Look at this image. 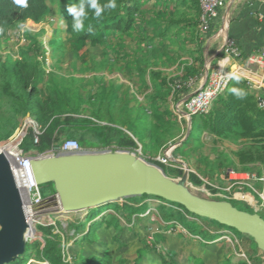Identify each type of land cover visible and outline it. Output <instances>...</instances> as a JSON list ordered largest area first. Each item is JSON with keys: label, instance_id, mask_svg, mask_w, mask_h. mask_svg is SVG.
I'll return each mask as SVG.
<instances>
[{"label": "rangeland", "instance_id": "obj_1", "mask_svg": "<svg viewBox=\"0 0 264 264\" xmlns=\"http://www.w3.org/2000/svg\"><path fill=\"white\" fill-rule=\"evenodd\" d=\"M153 2L154 0H147L145 7L151 6ZM167 7H169L171 13L177 12L176 8ZM51 8L52 11L43 20L28 19L22 21L16 28L10 29L4 35L2 46L0 47L1 61L3 59L6 60L8 57L12 59L21 58L23 45L34 46V39L41 40L42 45L45 47L46 56L44 81L40 84L42 98H45L47 94L53 91L51 78L55 77L64 89L70 91L73 101L80 105L79 114L66 112L64 113L65 115L73 114L74 117L93 118L97 121V124L114 126L123 131L121 133L120 131L106 130V135L101 136L94 129L83 130L73 127L72 136L67 140H76L81 147L90 151L130 150L144 160L155 164V161H163L164 159L166 164L165 173L174 179L184 180L186 186L194 193L209 199L229 201L240 209L257 212L264 217V202L260 195L247 185L231 187L232 180L229 176V172L233 169L264 176V164L261 161L249 162L245 164L248 166L247 168L238 169L234 164L228 166L226 162L227 155H230L238 165H241L240 158L236 152L241 147L249 145L250 140L244 139L242 142H235L204 132L202 133L201 141L196 143L195 154L190 146H184L180 149L178 143L183 140L185 132L183 126H185L186 122L184 118H179L176 110H171L172 114L169 115L172 125L169 126L164 123V127H153L154 137H150L148 133L141 130L139 132V138L141 139L138 140L129 129V125L132 122L137 121L142 126V129H144V125L154 126L157 125L155 123H158L154 115L151 114L148 123L145 124L147 116L144 114L140 103L144 101L143 93H138L139 99L136 101L131 98L132 94L130 95L135 89L130 88V93L125 90V87L128 88V86L131 87L133 85L135 77L128 68L123 66L127 60H132L134 55H139L140 51L136 50L140 47L139 36L141 35L134 30L129 35L112 36L105 43L94 45L90 40L74 37L69 31L66 21L65 24H61L62 18L59 15L60 4L51 3ZM158 9L162 10L163 8L158 7ZM150 13L147 11L146 16H150ZM198 29L200 32V27ZM167 45L168 47L161 48L162 50L159 49L158 52H166L167 50L168 55L172 53L174 55V52H170V50H175L181 56L189 55L186 53L187 47L181 49L182 46H178L174 42H168ZM131 51H133L130 55L131 57L127 56L126 54ZM156 51L154 49L152 54L156 55ZM224 56L225 53L220 56V59ZM36 59L43 60L42 56H32V60ZM161 62L160 59L155 58L152 64L153 66H158V63ZM214 67L212 66V70ZM249 69L251 70L247 72L248 75L246 74L245 78L247 80L249 78L250 82L248 83L251 90L264 91V80L261 78L263 69L259 66L249 67ZM177 70L182 72L183 65H179ZM166 71L168 74L172 72ZM120 84H125L126 86L118 90L117 98L114 99L112 98L113 90ZM104 89L106 93L103 92ZM99 107L103 111L102 119L93 115V112ZM6 108L8 110L9 106ZM2 115L4 116L2 120L7 126L10 115L5 112ZM29 119L36 121L29 114H17V126L8 137L0 136V148L4 147L8 151H13L20 158H41L48 155H57L59 152L52 148L46 151H40L36 147L30 150L23 149L22 143L25 135H22L21 131L25 127L24 131L27 134L31 126L28 123ZM177 122L178 124L175 125L174 123ZM1 126L2 123H0ZM192 132L194 138L198 136L201 132L199 123L195 122ZM123 134L132 136L137 141V147H120L118 142ZM11 159L13 166H17L19 162L14 156H11ZM191 172H195L201 181L194 182L190 178ZM185 174L187 175L186 178L184 177ZM255 186L260 190L263 187L262 181H256ZM39 188L42 193V200L39 203L29 204L28 200L24 203L30 219L28 240H39L40 246L38 249L41 250L47 245L46 239L48 237L55 238L56 235L60 236L63 246V258L68 264H74L72 254L74 251H77L79 256L111 253L113 257L112 264H135L137 249L141 246V241L133 233L134 230H139L141 237L151 234L152 230H161L167 235L168 240L161 244L159 252L164 253L163 247L174 246L183 253L181 259L184 260L185 264H195L194 258L192 259L194 255L203 257L205 259L203 264H227L229 260L230 263L228 264H241L242 261H246V264H253L250 256L256 253L252 251L250 244L241 241L234 230L218 226L208 220L206 222V219H199L185 213L186 217L197 220L204 229L217 233L215 239L208 240L210 243L203 244V241L207 239L203 238L202 235L189 231L181 220H164L162 218L163 210H161L160 205H173L158 196L149 195L143 197L137 195V197L130 196L115 200L134 202L136 197L138 204L147 201L146 207L129 218L127 215L117 212L112 206L105 204L94 208L65 211L57 196L51 197L56 194L53 182L41 184ZM30 196L34 200L33 194ZM92 209L94 216H96L95 220L106 212L116 214L120 218L121 224L124 225L120 241L113 240L114 227L104 225L95 228L94 243H88L87 241H83L81 244L75 243V240L82 237L88 228L87 226L92 223L89 220V213ZM180 209L183 210L182 207ZM148 218L152 223L148 221ZM81 222H86L87 226L83 230H77L76 226ZM219 239L221 243H218L219 241L215 242ZM261 252L264 257V252L260 249ZM31 254L29 260L34 264H49L47 260H39L36 257L37 248ZM24 256H26V253ZM141 264H161L159 253L149 254L143 259Z\"/></svg>", "mask_w": 264, "mask_h": 264}, {"label": "trees", "instance_id": "obj_2", "mask_svg": "<svg viewBox=\"0 0 264 264\" xmlns=\"http://www.w3.org/2000/svg\"><path fill=\"white\" fill-rule=\"evenodd\" d=\"M74 2L76 0H28V7L20 8L13 3V0H0V47L2 46L4 35L10 29L16 28L22 21L28 19L43 20L52 11L51 3L60 4L59 15L67 22L68 29L74 37L90 40L94 45L103 44L112 36L129 35L135 30L141 35L139 36L140 47L136 50L140 51V53L139 55H134L132 60H127L123 67L128 68L136 76V79L131 87L128 86L127 88L125 84H120L114 88L112 98H117V92L122 87L126 88V92L134 87V92L130 93L129 91V93L130 95L132 94L131 98L136 101L139 99L138 93H143L144 101L140 103L144 114L147 116L145 124L148 123L151 114L154 115L158 123H155L157 125L154 126L144 125V129H142V126L137 121L132 122L129 125V129L138 140L141 139L139 138L141 130L148 133L150 137H154L153 127L163 126L164 123L169 126L172 125L169 117L172 114L169 108L170 95L172 99L177 101L189 91L193 93L196 81L202 77L205 70V56L200 39L201 31L199 32L198 29L202 14L199 0H154L153 4L148 7H145L147 0H118L120 7L116 11L108 13L102 20L92 19L90 13V19L85 22V31L82 33L73 32L71 26L72 18L67 12L68 5ZM100 2L103 4L106 0H100ZM167 6L176 8L177 12L171 13ZM158 7L163 9H158ZM147 11L151 12L150 16H146ZM168 42L177 43L178 46H182L181 49L187 47L186 53L189 54L191 59L182 60V56L177 54L175 50H170V52H174V55L173 53L168 55L167 50L166 52H158L159 49L168 47ZM34 43V46L23 45L21 58L12 59L8 57L6 60L3 59V61L0 58V103H2L0 104V123H2L0 136L8 137L14 132L17 126L16 116L19 113L33 116L40 125L41 130V133L36 134L33 128L29 127L22 143L24 150L36 147L40 151H46L51 148L59 151L66 140L72 136L73 127L83 130L94 129L101 136L106 135V130L120 131L122 133L123 131L117 129V127L97 124V121L93 118L74 117L73 114L65 115L64 113L66 112L79 114L80 105L73 101L70 91L64 89L55 77L51 78L53 91L47 94L45 98H42L40 84L44 81L45 74V47L42 45L41 40L34 39ZM192 44L194 45L193 47H191ZM154 49L157 50L156 55L152 54ZM131 53L133 51L126 55L131 57ZM32 56H42L43 60H32ZM155 58L162 61L158 63V66H153L152 64ZM177 62L183 65V70L174 76H169L160 67L167 63L174 64ZM123 67L121 66V68ZM238 76L241 77L240 83L236 84L231 79L226 89L215 97L207 112H199L191 116V133L178 145L180 149L184 146H190L195 154L196 143L201 141L202 133L206 132L221 139L235 142H242L244 139L250 140L249 145L241 147L236 152L240 158L241 165H238L230 155H227L226 162L228 166L234 164L236 168L244 169L248 167L245 164L249 162L261 161L264 164V105H262L264 102V91L251 90L248 80L242 75ZM191 79L194 80V84L189 86L188 82ZM233 86L244 88L247 91V95L243 99H237L228 91ZM103 92L106 93V90L104 89ZM7 106H9L8 110ZM4 112L10 115L7 126L2 120ZM93 115L102 119V108L99 107L95 110ZM184 119L187 127L188 118ZM195 122L199 123L201 132L194 138L192 130ZM174 124L176 125L178 122ZM163 131L165 130L163 129ZM37 137L38 140H36ZM118 145L123 148H135L137 147V141L132 136L123 134ZM155 162L163 169L166 168L164 162L160 160ZM190 178L194 182L201 181L195 172L190 173ZM141 196L146 197L149 195L144 194ZM136 197L135 199L133 198L134 202L129 200L125 202L113 201L105 203V205L112 206L117 212L130 218L131 215L139 213L147 206V201L138 204ZM164 200L173 205H160L161 210H163L162 218L164 220H181L189 231L202 235L203 238L207 239L203 241V244L210 243L208 240L215 239L217 233L204 229L197 220L186 217L185 213L199 219H206V222L209 221L218 226L232 229L239 235L241 241L250 244L252 251L256 253L250 256L253 264H264L263 253H260L259 246L249 234L221 224L216 220L196 215L179 203ZM175 205L176 207H174ZM95 217L92 209L89 213V220L92 223L87 226L86 222H81L76 226L77 230H83L86 226L88 227L82 237L75 240L76 244H81L83 241L94 243L95 228L104 225L107 227L113 226V240L120 241L124 225L121 224L120 218L116 214L106 212L96 220ZM148 221L150 222L151 220L148 218ZM133 233L141 241V246L137 249L135 264H141L143 259L151 253H159L162 264H185V262H181L178 259V252L173 247H163L164 253L159 252L161 244L168 240L167 235L161 230H152L151 234H147L144 237H141L139 230H134ZM46 240L47 245L41 250L38 249L40 246L39 240H28L26 256L8 264H34L29 259L32 255L31 252L36 248V257L39 260H47L49 264H68L63 258V246L60 236L56 235L55 238L48 237ZM72 254L74 264H112L113 260L111 253L79 256L78 252L74 251ZM228 263H230V260ZM195 264H203V261L197 258ZM241 264H246V261H242Z\"/></svg>", "mask_w": 264, "mask_h": 264}, {"label": "water", "instance_id": "obj_3", "mask_svg": "<svg viewBox=\"0 0 264 264\" xmlns=\"http://www.w3.org/2000/svg\"><path fill=\"white\" fill-rule=\"evenodd\" d=\"M190 133L191 126L184 139ZM30 162L39 185L54 183L56 194L51 197L57 196L65 211L94 208L130 196L155 195L249 234L264 252L261 214L240 209L229 201L202 197L186 186L184 180L168 176L160 165L130 150L67 152L32 157ZM29 230L30 221L13 163L6 152L0 151V264L25 255Z\"/></svg>", "mask_w": 264, "mask_h": 264}, {"label": "built area", "instance_id": "obj_4", "mask_svg": "<svg viewBox=\"0 0 264 264\" xmlns=\"http://www.w3.org/2000/svg\"><path fill=\"white\" fill-rule=\"evenodd\" d=\"M227 0H199L201 8H202V14L200 18V31L202 33H206L210 26L213 19L219 14L220 9L224 7ZM264 1V0H262ZM260 16L263 18L264 15L260 14ZM225 56L219 60V63H223L225 67L223 69H220L219 65L214 67V69L211 71L209 78L206 82V84L197 92H195L193 95H191L187 102L185 107V112L179 114V118H191V116L195 113L199 112H207L213 100L215 97L223 92L226 87L228 86L230 82L229 74L232 75H242L246 77L248 75L247 72H249V67H255L259 66L262 70V80H264V45L263 47L254 53H251L247 56V66L242 65L241 63H228L229 59H238L241 57L242 53L240 50V47L236 43V40L233 37H229L226 41L225 48H224ZM229 65V66H228ZM247 74V75H246ZM248 82H250L248 78ZM194 84V80L191 79L188 82L189 86H192ZM264 105V102L262 103ZM30 121V122H29ZM28 123L31 124L30 127L33 128L36 134L41 133L40 127L37 124L36 121H33L32 119H29ZM26 126V125H25ZM25 127L22 128V135H26L25 133ZM38 140V137L36 138ZM0 151H4L8 154V156L11 159V156L19 162L17 166H14L15 173L17 171L22 170L21 166H26V171L28 172L29 181H20L18 178V185L21 190L22 198L24 203L28 200L29 204L32 203H39L42 200V193L39 188V184L36 182L30 159L32 157L27 158H20V156L17 153H14L13 151H8L4 147L0 148ZM86 149L81 147L79 143L76 140H67L60 151V153H67V152H84ZM48 156H54V155H48ZM12 161V159H11ZM164 162V159L163 161ZM229 176L232 180V186L237 185H247L250 186L254 191L257 192V194L260 195V197L263 199L264 202V176H259L257 174H251L249 172L241 171V170H231L229 172ZM256 181H262L263 187L260 188V190L255 186ZM34 196V200H32V197L30 195ZM27 211V209H26ZM28 214V213H27Z\"/></svg>", "mask_w": 264, "mask_h": 264}, {"label": "crops", "instance_id": "obj_5", "mask_svg": "<svg viewBox=\"0 0 264 264\" xmlns=\"http://www.w3.org/2000/svg\"><path fill=\"white\" fill-rule=\"evenodd\" d=\"M260 14L264 15V1L262 0H227L224 7L220 9L219 14L211 22V26L206 33L200 34V39L203 44V53L205 56L204 73L195 84V88L201 87L205 82H207L212 66H217L220 56L224 53V48L226 41L229 37H233L236 43L240 47L241 57L236 59H229V63H241L242 65H247L246 58L249 54L259 51L264 45V17L262 18ZM191 46H194L193 44ZM181 59L187 60L191 59L189 55L182 56ZM179 62L174 64H165L160 66L165 71H172L170 76L176 75L181 72L177 70ZM176 71V72H175ZM208 72V73H207ZM173 73V74H172ZM207 74V77L206 75ZM136 79V76H134ZM134 81V80H133ZM134 88V87H133ZM192 92L182 95L179 100L175 101L170 95V110L175 111L177 114L184 113L186 102L188 97ZM191 119H187V127L183 126L185 130L183 139L185 138L188 129L190 128ZM183 140H181L182 143ZM180 142L178 144H181ZM220 239L216 240L215 242ZM173 248H175L173 246ZM178 259L181 262L183 253L178 251ZM201 259L204 263V258L201 256L194 255L192 259ZM187 260V259H186ZM162 264V261L160 260Z\"/></svg>", "mask_w": 264, "mask_h": 264}, {"label": "clouds", "instance_id": "obj_6", "mask_svg": "<svg viewBox=\"0 0 264 264\" xmlns=\"http://www.w3.org/2000/svg\"><path fill=\"white\" fill-rule=\"evenodd\" d=\"M13 3L20 8L28 7V0H13ZM120 5L118 0H106L105 3H101L100 0H76L67 7V12L71 16L72 30L75 33H82L85 31V22L91 18L97 21L102 20L108 13L116 11ZM61 24H65L62 19ZM220 69H223L225 65L219 63ZM229 78L234 80L236 84H239L241 77L238 75L229 74ZM237 99H243L247 95V91L242 87H231L228 89Z\"/></svg>", "mask_w": 264, "mask_h": 264}, {"label": "bare ground", "instance_id": "obj_7", "mask_svg": "<svg viewBox=\"0 0 264 264\" xmlns=\"http://www.w3.org/2000/svg\"><path fill=\"white\" fill-rule=\"evenodd\" d=\"M22 167V170H20L19 168V171L16 172V177L20 180V181H29V177H28V172L26 171V166H21ZM27 181V182H28ZM30 183V181H29ZM60 203V202H59ZM30 220V219H29Z\"/></svg>", "mask_w": 264, "mask_h": 264}]
</instances>
